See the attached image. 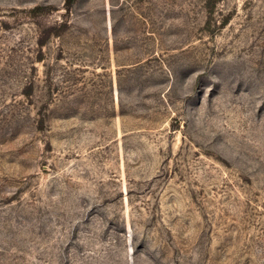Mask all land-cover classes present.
Returning <instances> with one entry per match:
<instances>
[{
    "label": "rangeland",
    "instance_id": "1",
    "mask_svg": "<svg viewBox=\"0 0 264 264\" xmlns=\"http://www.w3.org/2000/svg\"><path fill=\"white\" fill-rule=\"evenodd\" d=\"M0 264H264V0H0Z\"/></svg>",
    "mask_w": 264,
    "mask_h": 264
},
{
    "label": "trees",
    "instance_id": "2",
    "mask_svg": "<svg viewBox=\"0 0 264 264\" xmlns=\"http://www.w3.org/2000/svg\"><path fill=\"white\" fill-rule=\"evenodd\" d=\"M212 1H216V0H212ZM74 0H69V4H73Z\"/></svg>",
    "mask_w": 264,
    "mask_h": 264
}]
</instances>
